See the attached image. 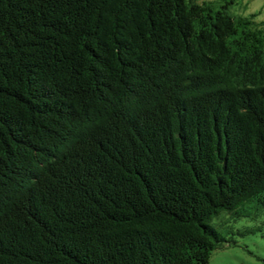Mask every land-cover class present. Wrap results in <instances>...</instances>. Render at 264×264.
<instances>
[{
  "label": "trees",
  "instance_id": "1",
  "mask_svg": "<svg viewBox=\"0 0 264 264\" xmlns=\"http://www.w3.org/2000/svg\"><path fill=\"white\" fill-rule=\"evenodd\" d=\"M241 1L0 0V264H209L264 214Z\"/></svg>",
  "mask_w": 264,
  "mask_h": 264
},
{
  "label": "rangeland",
  "instance_id": "2",
  "mask_svg": "<svg viewBox=\"0 0 264 264\" xmlns=\"http://www.w3.org/2000/svg\"><path fill=\"white\" fill-rule=\"evenodd\" d=\"M234 9L242 14L257 13L258 19H264V0H242ZM214 225L233 240L213 250L209 264H264V214L255 219L228 216L215 219Z\"/></svg>",
  "mask_w": 264,
  "mask_h": 264
}]
</instances>
